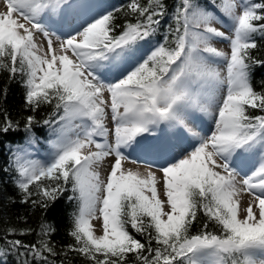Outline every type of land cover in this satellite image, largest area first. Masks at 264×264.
Masks as SVG:
<instances>
[{
    "label": "snow or ice",
    "instance_id": "1",
    "mask_svg": "<svg viewBox=\"0 0 264 264\" xmlns=\"http://www.w3.org/2000/svg\"><path fill=\"white\" fill-rule=\"evenodd\" d=\"M4 4L0 70L21 77L33 112L52 106L51 118L38 121L29 115L23 131L31 139L33 126L42 123L57 134L47 161L30 159L23 148L14 153L20 202L46 213L70 192L77 210L69 233L74 244L67 247L90 264H128L130 256L134 264H264V114L249 113H264V89L257 91L251 83L253 68L264 67V60L250 51L258 47L254 36H264V0H209L210 8L179 0L175 27L169 25L174 46H167L166 37L165 44L111 82L105 73L165 22L164 0L146 5L130 0L128 14L135 22L123 25L116 23L120 10H98L93 0ZM212 9L228 21V34L213 26L221 21ZM69 15V31L54 43L49 25ZM37 33L47 37L46 48L36 42ZM216 38L228 42L230 53L213 46ZM190 110L214 117L209 135L189 127ZM109 114L114 142L108 140ZM160 125L165 126L162 135L143 150L163 164L126 156L123 150L139 145L138 137L154 135ZM16 130L19 123L7 116L0 122V134ZM181 136L196 140L176 155L173 141ZM253 152L260 157L258 166L238 181L234 158ZM110 156L115 159L102 178L98 166ZM125 160L148 170L125 168ZM245 192L251 198L242 206L239 197ZM199 213L206 220L193 234ZM94 220L100 221L99 234ZM53 231L42 223L39 245L15 239L7 246L23 248L46 264L45 253L57 255L44 238Z\"/></svg>",
    "mask_w": 264,
    "mask_h": 264
},
{
    "label": "trees",
    "instance_id": "2",
    "mask_svg": "<svg viewBox=\"0 0 264 264\" xmlns=\"http://www.w3.org/2000/svg\"><path fill=\"white\" fill-rule=\"evenodd\" d=\"M101 9H117V24L123 25L126 20L131 19L135 22V17L128 14L127 5L130 0H93ZM148 0H140L142 5H146ZM198 4L205 8H210L209 0H196ZM259 2V0H254ZM167 6L165 22L157 29V31L145 41H140L135 49L134 54L130 55L139 59L145 58L155 47L165 44L167 37V46L173 45V35L169 32V25L175 27L173 15L179 0H164ZM216 11L215 9H212ZM59 14V12L57 11ZM219 21L228 23L221 13L216 11ZM120 29H117L119 31ZM254 39L257 41L258 47L250 50L251 54L257 59L264 60V36L256 35ZM127 56L122 60L121 65L127 63ZM264 67H254L251 75V83L255 90L264 89ZM6 90V92H5ZM26 89L21 82V77L17 75L10 78V73L0 70V122L5 117L10 118L13 122L19 123V130L9 131L7 134H0V248L5 250L4 255H0V264H45L38 258L26 253L25 249L13 250L7 246V242L15 239L22 240L25 244H37L41 239L40 226L47 223L54 228L50 236L44 237L49 239L51 246L56 250L57 255L48 256L46 264H90L85 258L78 253L68 250V245L74 244V238L70 236L73 227V213L77 210V202L69 201L70 192H65L45 213L39 207H33L30 203L20 202V193L14 184L18 178V173L14 167V153L17 146H24L27 143L35 142L39 144V148L45 150L49 147L50 130L48 126L35 124L29 139V134L23 131L26 119L29 115H34L38 121L45 118H51L52 106L43 105L41 108L33 112L26 105L25 97ZM249 113H260L259 110L249 109ZM41 148V149H42ZM243 155V154H242ZM247 157H259L258 152L244 154ZM9 197L15 202H9ZM206 217L202 213L198 214L197 221L193 225V234L200 231ZM8 229H15L10 232ZM31 230L27 234L21 235L22 230ZM210 230L219 234V229L210 224ZM131 231V229H130ZM137 238H143L137 235ZM128 264H134V258L130 256Z\"/></svg>",
    "mask_w": 264,
    "mask_h": 264
},
{
    "label": "rangeland",
    "instance_id": "3",
    "mask_svg": "<svg viewBox=\"0 0 264 264\" xmlns=\"http://www.w3.org/2000/svg\"><path fill=\"white\" fill-rule=\"evenodd\" d=\"M4 10H6L4 0H0V11H4ZM52 19L58 20L59 14L57 12H53ZM69 22H73V17L71 15H69L67 19L65 20V22L63 23H56V24L49 25L51 31L54 33L52 37L54 40V43H56V37L58 35H60L61 33L66 34L69 31V27H68ZM213 26L216 27L220 31H225L226 34H228V23L225 24L221 21V22L215 23ZM35 39L38 45L46 48L47 37H44L41 33H37L35 36ZM212 43H213V46H215L218 50H223L225 52L230 53V46L227 41L216 38L212 41ZM127 60L128 61L126 64L121 65L120 63L117 68H114L112 71L106 72L105 81L111 82V81L118 79L122 75L126 74L127 71L131 70L139 62V59L134 58L132 56H130ZM220 67L223 69L224 65L221 63ZM105 98L106 99L109 98V94L107 92H105ZM75 123H79V121H76ZM105 123L110 130L108 140L109 142H114V136L112 135V129L114 128V122L111 120L110 114L108 118L106 119ZM164 127H165L164 125H160L159 128L155 130L154 135L145 134L142 137H138L137 139L139 140V145L133 148L127 149V150H123L125 151L126 156H130L132 160L150 161L157 165L163 164L165 162L163 159L153 157L150 154L146 153L143 149L145 145H149V144L156 142V139L162 135L161 129H163ZM189 127L193 128V130L197 132L199 135H202V136L209 135L214 130V117L209 115L207 112L190 110ZM49 130H50V137H51V140H49L50 141L49 148L45 150V152L42 153V156L39 155V152L37 151L38 148H37V145H35L36 144L35 142H30L20 147L17 146L16 151L18 149L23 148L29 154L30 159L47 161L51 153V142L57 138V134L54 133L50 128ZM97 139H100V138H97ZM195 140H196L195 137H193L192 139H189L184 136H181L179 139L174 140L173 143L176 144L175 154L180 155L182 154L184 150L190 149L192 147V144L195 142ZM91 150L94 151L95 148L93 147ZM35 155L38 158H36ZM114 159H115L114 156L107 157L98 166L97 170L101 172L102 178L106 177L108 171L110 170V165L114 161ZM259 159L260 157H254V158L252 156L247 157L244 154L238 155L237 157H235L234 163L239 173V175H237V180L238 181L242 180V178L246 174L251 173L253 169L258 166ZM123 164L125 168H132L133 170H139L141 172H146L148 170L146 164H135V163H132L130 160H125ZM239 198L241 200L242 206H246L247 202L249 201L251 197L249 193L245 192V193H242ZM93 224L96 227L97 234H99L100 233V221L94 220Z\"/></svg>",
    "mask_w": 264,
    "mask_h": 264
}]
</instances>
